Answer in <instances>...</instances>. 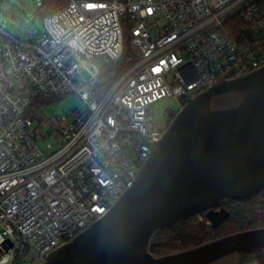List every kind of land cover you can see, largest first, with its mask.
<instances>
[{
	"label": "built area",
	"instance_id": "1",
	"mask_svg": "<svg viewBox=\"0 0 264 264\" xmlns=\"http://www.w3.org/2000/svg\"><path fill=\"white\" fill-rule=\"evenodd\" d=\"M63 1L37 42L4 34L0 46V264H45L133 186L150 154L141 138L166 129L155 102L173 98L177 113L180 98L264 66V0ZM236 15L253 34L244 47L226 28ZM125 47L126 66L95 87L96 60ZM70 94L81 106L41 149L32 97Z\"/></svg>",
	"mask_w": 264,
	"mask_h": 264
},
{
	"label": "water",
	"instance_id": "2",
	"mask_svg": "<svg viewBox=\"0 0 264 264\" xmlns=\"http://www.w3.org/2000/svg\"><path fill=\"white\" fill-rule=\"evenodd\" d=\"M180 103L160 140L141 138L150 154L133 186L45 264H221L264 251L261 227L158 257L150 252L157 232L202 213L215 228L229 216L215 208L264 190V66Z\"/></svg>",
	"mask_w": 264,
	"mask_h": 264
},
{
	"label": "trees",
	"instance_id": "3",
	"mask_svg": "<svg viewBox=\"0 0 264 264\" xmlns=\"http://www.w3.org/2000/svg\"><path fill=\"white\" fill-rule=\"evenodd\" d=\"M64 5L63 0H40L38 14L42 20L44 16L60 10ZM226 28L230 38L238 47H244L247 41L254 40L251 32L244 31V25L237 15L227 21ZM127 52V47H125L119 60L109 61L108 67H104L100 71L95 87L107 88L109 80L126 66ZM51 98L53 97L34 95L29 115L34 118L35 111L49 102ZM175 114L172 115V118ZM224 208L228 211L229 216L215 228L210 224L197 222V215L183 220L176 227L157 232L151 239L150 252L153 256L158 257L235 232L264 227V190H261L253 198L244 201H228L224 204ZM200 215L205 217L204 213ZM262 261H264V251H253L239 254L235 264H253L254 262L264 264Z\"/></svg>",
	"mask_w": 264,
	"mask_h": 264
},
{
	"label": "rangeland",
	"instance_id": "4",
	"mask_svg": "<svg viewBox=\"0 0 264 264\" xmlns=\"http://www.w3.org/2000/svg\"><path fill=\"white\" fill-rule=\"evenodd\" d=\"M40 0H0V46L5 41L4 34H11L17 38L29 42H37L42 34V21L38 14ZM92 60H87L86 65H91ZM96 66L102 71L108 67L109 61L104 58L96 60ZM81 100L76 95L53 97L49 102L43 104L35 111L33 118L34 127L40 135L39 147L45 150L46 145L57 146L61 137L55 131L53 120L60 121L62 117H70L81 106ZM178 103L173 98L159 99L152 105L151 113L157 118L165 110L159 119L164 127L168 126L167 115L173 112L170 108H177ZM197 222L209 225V222L202 215L196 217ZM237 258H231L221 264H235ZM258 264L254 262L253 264ZM264 263V261H262Z\"/></svg>",
	"mask_w": 264,
	"mask_h": 264
},
{
	"label": "flooded vegetation",
	"instance_id": "5",
	"mask_svg": "<svg viewBox=\"0 0 264 264\" xmlns=\"http://www.w3.org/2000/svg\"><path fill=\"white\" fill-rule=\"evenodd\" d=\"M173 114H175V113H171V114H168V115H167L166 121H167L168 123H170L171 120L173 119V118H172V115H173ZM168 125H169V124H168ZM166 128H167V127H166ZM225 204H226V203H225ZM220 208H224V204L221 205L220 207L215 208L214 211H218ZM224 209H225V208H224Z\"/></svg>",
	"mask_w": 264,
	"mask_h": 264
},
{
	"label": "snow or ice",
	"instance_id": "6",
	"mask_svg": "<svg viewBox=\"0 0 264 264\" xmlns=\"http://www.w3.org/2000/svg\"><path fill=\"white\" fill-rule=\"evenodd\" d=\"M149 13H151V9H149Z\"/></svg>",
	"mask_w": 264,
	"mask_h": 264
}]
</instances>
